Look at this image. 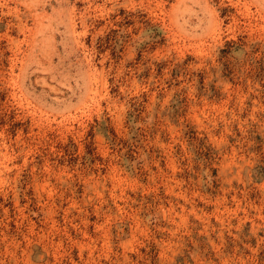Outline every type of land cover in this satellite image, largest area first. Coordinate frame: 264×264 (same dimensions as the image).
Instances as JSON below:
<instances>
[{
	"label": "rangeland",
	"instance_id": "rangeland-1",
	"mask_svg": "<svg viewBox=\"0 0 264 264\" xmlns=\"http://www.w3.org/2000/svg\"><path fill=\"white\" fill-rule=\"evenodd\" d=\"M0 264H264V0H0Z\"/></svg>",
	"mask_w": 264,
	"mask_h": 264
}]
</instances>
